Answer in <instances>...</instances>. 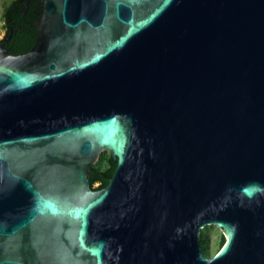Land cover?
Listing matches in <instances>:
<instances>
[{"label":"water","instance_id":"water-1","mask_svg":"<svg viewBox=\"0 0 264 264\" xmlns=\"http://www.w3.org/2000/svg\"><path fill=\"white\" fill-rule=\"evenodd\" d=\"M41 3L0 43V264H264V0Z\"/></svg>","mask_w":264,"mask_h":264},{"label":"trees","instance_id":"trees-1","mask_svg":"<svg viewBox=\"0 0 264 264\" xmlns=\"http://www.w3.org/2000/svg\"><path fill=\"white\" fill-rule=\"evenodd\" d=\"M22 8V0H15L4 11L8 26L7 34L10 33L11 28L15 30L14 44L10 51L12 55L27 53L34 45L36 38V31L33 23L41 13V3L39 4L38 0L30 2L28 12H25L23 15L21 14ZM114 168L115 164L112 162L111 158L108 159V166L105 170L101 171L91 166V173L89 176L91 187L95 190L104 188L112 176ZM94 184H97V186L94 187Z\"/></svg>","mask_w":264,"mask_h":264},{"label":"rangeland","instance_id":"rangeland-1","mask_svg":"<svg viewBox=\"0 0 264 264\" xmlns=\"http://www.w3.org/2000/svg\"><path fill=\"white\" fill-rule=\"evenodd\" d=\"M13 0H0V39L4 32L3 17L4 10L10 5ZM110 155L107 151H103L99 154L97 160L92 165L98 170H105L108 166V159ZM97 184H94L96 187ZM199 247L203 254L207 257L213 256L224 244L225 236L216 226L209 225L203 227L199 232L198 237Z\"/></svg>","mask_w":264,"mask_h":264},{"label":"clouds","instance_id":"clouds-1","mask_svg":"<svg viewBox=\"0 0 264 264\" xmlns=\"http://www.w3.org/2000/svg\"><path fill=\"white\" fill-rule=\"evenodd\" d=\"M35 211L40 214H44L47 212L51 213L52 215H57L60 212V209L54 199L44 198L37 195Z\"/></svg>","mask_w":264,"mask_h":264},{"label":"flooded vegetation","instance_id":"flooded-vegetation-1","mask_svg":"<svg viewBox=\"0 0 264 264\" xmlns=\"http://www.w3.org/2000/svg\"><path fill=\"white\" fill-rule=\"evenodd\" d=\"M13 1H15V0H13ZM12 1V2H13ZM23 1V0H22ZM32 1H34V0H29L28 1V5H27V8H26V11L25 12H28V10H29V4H30V2H32ZM11 2V3H12ZM38 2H39V4L41 3V0H38ZM10 3V4H11ZM41 7H42V3H41ZM22 10V9H21ZM5 11V10H4ZM24 12V13H25ZM24 13H22L21 12V14L23 15ZM41 14V13H40ZM2 17H3V25H4V32H3V34H2V37H1V42L0 43H2V42H4V47L5 48H7V49H9V52L11 51V49H12V45L14 44V34H15V30L13 29V28H11L10 29V33L9 34H7V30H8V26H7V22H6V19H5V16H4V12H3V14H2ZM14 24V23H13Z\"/></svg>","mask_w":264,"mask_h":264}]
</instances>
